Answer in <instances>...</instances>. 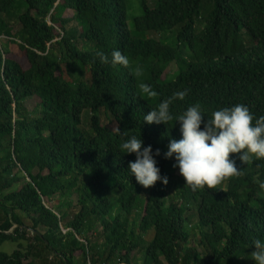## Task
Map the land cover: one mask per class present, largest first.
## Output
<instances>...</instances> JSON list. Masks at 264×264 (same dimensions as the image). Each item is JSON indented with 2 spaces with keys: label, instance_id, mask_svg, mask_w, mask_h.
<instances>
[{
  "label": "trees",
  "instance_id": "16d2710c",
  "mask_svg": "<svg viewBox=\"0 0 264 264\" xmlns=\"http://www.w3.org/2000/svg\"><path fill=\"white\" fill-rule=\"evenodd\" d=\"M136 1L0 0V248L17 245L0 264H255L264 158L230 154L238 175L193 190L163 153L194 104L264 116V0ZM116 49L128 66L96 56ZM184 90L172 121L144 122ZM132 135L160 150L167 185L132 176Z\"/></svg>",
  "mask_w": 264,
  "mask_h": 264
},
{
  "label": "clouds",
  "instance_id": "9594fccd",
  "mask_svg": "<svg viewBox=\"0 0 264 264\" xmlns=\"http://www.w3.org/2000/svg\"><path fill=\"white\" fill-rule=\"evenodd\" d=\"M96 56L101 62L113 66H128L129 59L118 49L111 52V59L102 51ZM141 69L137 67L136 74ZM149 96H156L155 91L147 86L143 89ZM187 90L178 91L172 97L162 100L158 106L144 116L148 124H168L173 120L170 106L174 100L183 101ZM180 125L181 138L170 139L165 159H173L174 168L193 190L207 187L213 189L225 178L239 174L235 159L230 154L240 153V160L247 162L251 157L264 158V116L255 117L245 104L222 107L205 120V113L200 104L189 106L176 118ZM203 125V128L201 127ZM124 154H135V161L129 162L128 169L138 184L145 188L154 186L157 181L168 184V177L161 175L155 157L160 156L159 149L153 153L152 146H144L140 136L132 135L120 145ZM264 188V183L260 184ZM252 259L255 264H264V239L252 241Z\"/></svg>",
  "mask_w": 264,
  "mask_h": 264
},
{
  "label": "rangeland",
  "instance_id": "374dc122",
  "mask_svg": "<svg viewBox=\"0 0 264 264\" xmlns=\"http://www.w3.org/2000/svg\"><path fill=\"white\" fill-rule=\"evenodd\" d=\"M147 1H148L149 6L151 8H153L155 6V1L154 0H147ZM133 2L136 4V8L139 10L140 7H139L137 1L136 0H133ZM133 13H136V12L134 11ZM65 16H66V18H72L73 17V12L72 11H69ZM13 27L15 28V32L20 29V25L17 22V20H16V23L13 24ZM75 27H76V23L70 24V29L75 28ZM247 41H248V45H249L250 48L257 46L256 43H254L249 37L247 38ZM177 72H178V67H177L176 64H173L168 69L167 76L171 78ZM38 104H39V101L38 100H28L27 101V106H28L29 110H31V111L34 110L35 107ZM179 177H182V176L179 174ZM4 220H5V215H4V213L2 211H0V224H2L4 222ZM98 229L101 230V227L99 226ZM16 249H17V245L16 244H14V243H6L2 248H0V252H5V253H8V254H11Z\"/></svg>",
  "mask_w": 264,
  "mask_h": 264
}]
</instances>
